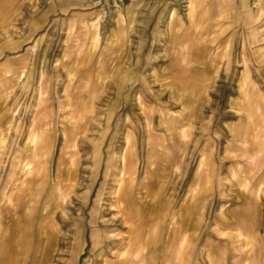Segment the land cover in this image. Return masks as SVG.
Returning <instances> with one entry per match:
<instances>
[{
    "label": "crops",
    "instance_id": "1",
    "mask_svg": "<svg viewBox=\"0 0 264 264\" xmlns=\"http://www.w3.org/2000/svg\"><path fill=\"white\" fill-rule=\"evenodd\" d=\"M82 4L0 0V264H250V229L264 227V172L252 170L264 0ZM189 14L209 28L192 33ZM127 136L132 189L117 187ZM126 217L144 219L149 250L122 255Z\"/></svg>",
    "mask_w": 264,
    "mask_h": 264
},
{
    "label": "rangeland",
    "instance_id": "2",
    "mask_svg": "<svg viewBox=\"0 0 264 264\" xmlns=\"http://www.w3.org/2000/svg\"><path fill=\"white\" fill-rule=\"evenodd\" d=\"M83 4L81 7L77 8L78 11L80 12H85L88 10H91L95 7H93L88 0H80ZM121 5V4H120ZM188 6L189 9L194 12L196 10H199L200 4H189L188 2ZM96 9V8H95ZM113 9H116L115 7ZM175 23V19L172 16L171 20H170V24L174 25ZM188 23H189V28L191 30L192 33H196V32H201L202 29H207L209 28L210 24L207 20L198 18L195 19L194 17H192L190 14L188 15ZM77 43L80 44L83 42V38H84V21L82 20H78L77 22ZM205 37L202 36H197L195 38L196 43L197 44H201L202 42H204ZM179 41L175 40L173 38L172 40V44L174 43H178ZM180 125V121L179 118L176 120H172L169 124L168 130H176L179 128ZM94 134V133H93ZM64 137H68L70 135V132H64ZM113 135V133H110L109 138H111V136ZM117 140H115L116 142ZM134 141L131 139V137L127 136L124 142L123 147L120 149L119 152V167H118V174L119 178L117 180V187L121 188V187H127L129 189L133 188V177L137 172V149L136 147H134ZM115 150V147L111 149V152ZM141 153L142 152H148L150 151L149 148H140ZM151 151H153L155 153V155H157L158 153H163L164 152V148L160 145L159 147H154L151 149ZM170 151V153L172 154H180L178 153V151H180V149L177 148H171L170 150H168V152ZM93 155L96 156L97 155V149H93ZM116 152L114 153V156L116 157ZM252 170H254L257 173H261L264 172V155L263 157H258L257 159H253L252 161ZM153 166V165H151ZM150 168V166H149ZM150 170V169H149ZM253 171V172H254ZM148 172V171H145ZM256 173V174H257ZM253 175V174H252ZM147 177H152L148 174H146ZM119 182V183H118ZM263 182V180H262ZM118 191V190H117ZM114 192V196L112 197L113 199V204L115 207H118V205L121 203L120 199H118V197L116 196V192ZM136 194V192H133ZM125 209L127 210H131L133 207V196H132V192L130 191V193L125 194ZM61 202L63 201H67L68 200V195L66 194V192L64 191L61 196H60ZM119 203V204H118ZM76 204L78 207L83 208L84 205V197H77L76 199ZM80 205V206H79ZM137 207L138 206H142L141 202L139 199H137L136 202ZM120 206V205H119ZM122 207V205H121ZM143 207V206H142ZM126 215H132V212H128V214L125 212ZM146 218V217H145ZM142 222H134L132 218L126 217V220L124 222L125 226H126V230H125V244H124V249L122 251V255H124V257H127L128 255H134V254H139L141 252L147 251L149 250V245L146 243V241L149 238V227L146 226L144 219L141 220ZM151 231H152V237L153 240H155L158 237V233H157V229L151 227ZM250 239H251V249H252V260L250 264H264V227L263 228H252L250 229ZM142 240L144 242H142ZM152 250L154 251V247L152 245ZM151 250V251H152ZM222 251V250H220ZM69 262V261H68ZM121 262L123 263V260H119L118 263L121 264ZM125 263V262H124Z\"/></svg>",
    "mask_w": 264,
    "mask_h": 264
},
{
    "label": "built area",
    "instance_id": "3",
    "mask_svg": "<svg viewBox=\"0 0 264 264\" xmlns=\"http://www.w3.org/2000/svg\"><path fill=\"white\" fill-rule=\"evenodd\" d=\"M88 1L93 7L99 8L106 5L108 0H88Z\"/></svg>",
    "mask_w": 264,
    "mask_h": 264
},
{
    "label": "bare ground",
    "instance_id": "4",
    "mask_svg": "<svg viewBox=\"0 0 264 264\" xmlns=\"http://www.w3.org/2000/svg\"><path fill=\"white\" fill-rule=\"evenodd\" d=\"M120 174V173H119ZM119 183V182H118Z\"/></svg>",
    "mask_w": 264,
    "mask_h": 264
}]
</instances>
